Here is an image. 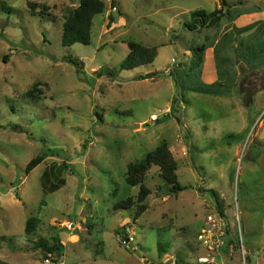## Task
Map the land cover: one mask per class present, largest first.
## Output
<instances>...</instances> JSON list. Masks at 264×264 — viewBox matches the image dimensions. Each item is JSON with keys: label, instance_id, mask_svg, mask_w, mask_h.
Segmentation results:
<instances>
[{"label": "rangeland", "instance_id": "rangeland-1", "mask_svg": "<svg viewBox=\"0 0 264 264\" xmlns=\"http://www.w3.org/2000/svg\"><path fill=\"white\" fill-rule=\"evenodd\" d=\"M103 1L91 43L64 47L63 24L80 0H0V264H45L39 242L56 236L62 264H197L206 254L197 236L216 209L232 232L240 225L245 264H264V0H226L221 23L202 33L181 28L194 12L222 9L221 0ZM130 42L157 56L116 75ZM184 44L213 50L214 83L202 79L208 48L192 72ZM172 59L174 87L158 75ZM156 67L153 79L137 74ZM164 142L185 189L170 192L152 166L147 210L134 221V208H115L139 192L128 166ZM231 247L214 253L218 264H244Z\"/></svg>", "mask_w": 264, "mask_h": 264}, {"label": "trees", "instance_id": "trees-1", "mask_svg": "<svg viewBox=\"0 0 264 264\" xmlns=\"http://www.w3.org/2000/svg\"><path fill=\"white\" fill-rule=\"evenodd\" d=\"M222 5V9L215 10L211 13H207L204 10L194 12L191 15V22L185 23V28L190 31H194L199 27L200 29H204L212 28L218 25L219 23H221V20L226 15V11L224 12V9L228 6L227 1L222 0ZM104 10L105 3L103 0H80L79 5L73 11L70 12L63 24L62 45L64 47H71L75 44L89 45L92 40L93 20L97 15L102 14ZM109 20V23H113L114 17L112 15H109ZM129 48V54L121 62L117 69V72L114 71L116 75L123 70H132L143 65L152 64L157 56L156 47L150 49L138 43L130 42ZM206 48H208V44L200 45L190 50L193 54V60L190 68H188L187 70L193 72L197 68H199L201 64H203V55ZM68 63L77 67L79 71L83 68L82 62H80L74 57H69ZM182 66L186 65L183 64ZM115 78L116 77L114 76L113 79ZM229 93L230 92L227 91L226 95H229ZM177 98H179V96ZM41 162V156H38L35 159L31 160L26 167V173H30ZM152 166H157L160 168L161 177L164 183L171 187V189L169 190L170 192L177 194L185 189V187L181 186L178 180V164L172 156L168 143L164 142L160 146H158L153 152L148 153L142 160L137 163H132L128 166L126 181L131 187H139V192L136 198L128 197L127 199L119 202L115 206V208L122 210L134 208V221H137L139 218H141V216L147 210V203L145 201L151 194V191L147 186H145L144 178L146 176L147 171ZM215 200L219 205L220 202L218 200L217 194H215ZM219 212L221 214L224 213L221 210ZM39 223L40 220L37 217L30 218L26 224L25 232L28 234L36 232ZM118 233L121 234V232ZM122 234L127 236L125 231H123ZM230 240L232 241V238ZM52 241L53 244L50 245L48 241L42 240L41 242H39V246L44 249L46 254H57V261L62 263L63 245L61 244V240L58 236H56ZM159 249L161 253L164 252V249L160 246ZM183 263L184 262H182V260H178L176 262V264Z\"/></svg>", "mask_w": 264, "mask_h": 264}, {"label": "built area", "instance_id": "built-area-1", "mask_svg": "<svg viewBox=\"0 0 264 264\" xmlns=\"http://www.w3.org/2000/svg\"><path fill=\"white\" fill-rule=\"evenodd\" d=\"M173 63L175 60L173 59ZM156 116H154V119ZM230 224L224 214H221L217 209L214 213L207 215L201 230L197 236V241L206 250L205 255H201L197 259V264H217V260L214 253H219L224 247L236 248L241 251L244 258L245 264V241L243 238L242 231L240 230V225L238 226V231L232 232ZM68 230H73L74 224H66ZM232 238V241L230 240ZM122 243L128 245L133 239L128 236H123ZM223 255V254H222ZM223 259V258H222ZM45 264H62L57 261V258L53 257L52 253L48 254V257L44 260Z\"/></svg>", "mask_w": 264, "mask_h": 264}, {"label": "crops", "instance_id": "crops-1", "mask_svg": "<svg viewBox=\"0 0 264 264\" xmlns=\"http://www.w3.org/2000/svg\"><path fill=\"white\" fill-rule=\"evenodd\" d=\"M221 3H222V0H221ZM216 10H220V9H216ZM224 11H225V9H224ZM116 16H118V15H116ZM243 18H241L240 20H238V22H237V24H242L243 23V20H242ZM95 18H94V20H93V27H94V25H95ZM101 23H102V20H101ZM105 23V22H104ZM115 23V22H114ZM185 23L186 22H184L183 23V25H182V31H183V29H184V27H185ZM108 25V24H107ZM114 25V24H113ZM112 25V26H113ZM117 26V25H116ZM92 27V28H93ZM101 27H102V25H101ZM111 29V28H110ZM210 29V28H209ZM207 31L208 30V28H204V29H200V27L199 28H197L196 30H194V31H190V30H188L187 29V31L188 32H200L201 31V33L203 32V31ZM123 44H125L126 45V42H122ZM184 46V48H182V52H184V53H182V55H183V57H187L188 55H189V52H190V50H187V48L186 47H188V45L187 44H184L183 45ZM126 47V46H125ZM127 47L129 48V45H127ZM174 47H178V48H181L182 47V45H181V43L179 42V43H175V45H174ZM129 52H130V48H129V50H128V53L127 54H129ZM212 52H213V50L212 49H209L208 48V50H207V52H206V58H205V62H204V72H203V75H204V78H202L204 81H205V83L206 84H212V83H214V81L217 79V75H216V73H215V64H214V58H213V54H212ZM173 60V59H172ZM172 63V65H167L166 67H165V69L164 70H162V67H156V68H151V69H149L148 71H145V72H142V73H137V74H139V76L141 77V79H144V77L146 76V77H149L150 79H153L154 77H152L153 75V73H154V71L155 72H157V71H160V70H162V72H160V73H166L165 75H168V76H170V84H171V86L172 87H174V83H175V77H177L178 78V74L179 73H176L175 75L172 73L173 72V70H175L176 69V67H175V65L177 64V62L175 61L174 63L173 62H171ZM144 66H146V65H143V66H140V67H137V68H134V69H132L133 71H138L140 68H142V67H144ZM147 66H152V64H148ZM182 69H184V67H182ZM177 70V69H176ZM165 71V72H164ZM171 73L170 75L168 74V73ZM176 72H178V71H176ZM160 73H158V75L160 74ZM143 77V78H142ZM148 80V78H145L143 81H147ZM179 79H177V81H178ZM153 82H156L155 80L153 81ZM178 83V82H177ZM180 88V87H179ZM187 91H191L190 89H188ZM186 91V92H187ZM195 92V91H194ZM196 93V92H195ZM179 96V95H178ZM177 96V97H178ZM178 99V98H177ZM180 105V104H179ZM167 106H169V103H168V105ZM176 112H177V110H176ZM154 114H151V116H153ZM154 116H156V115H154ZM153 116V117H154ZM157 117V116H156ZM225 259H221V262L223 261V262H225L224 261ZM219 263V262H218Z\"/></svg>", "mask_w": 264, "mask_h": 264}, {"label": "water", "instance_id": "water-1", "mask_svg": "<svg viewBox=\"0 0 264 264\" xmlns=\"http://www.w3.org/2000/svg\"><path fill=\"white\" fill-rule=\"evenodd\" d=\"M166 73H160L159 76H165ZM169 75L171 74L170 72L168 73ZM138 125H133V126H130V127H120V128H123V129H129V130H133L135 129V127H137ZM174 264V260L173 259H170L168 260L165 264Z\"/></svg>", "mask_w": 264, "mask_h": 264}, {"label": "clouds", "instance_id": "clouds-1", "mask_svg": "<svg viewBox=\"0 0 264 264\" xmlns=\"http://www.w3.org/2000/svg\"><path fill=\"white\" fill-rule=\"evenodd\" d=\"M155 120H156V118H155ZM69 223H71V222H69ZM75 227L77 228V225H76ZM76 228H74V229H76ZM74 229H73V230H74ZM68 231H70V230H68ZM71 231H72V230H71Z\"/></svg>", "mask_w": 264, "mask_h": 264}]
</instances>
